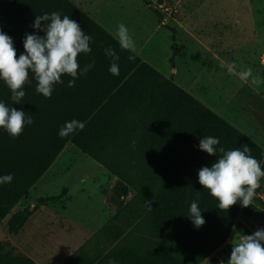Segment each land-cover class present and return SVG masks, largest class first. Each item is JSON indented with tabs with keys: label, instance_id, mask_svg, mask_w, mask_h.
<instances>
[{
	"label": "rangeland",
	"instance_id": "obj_1",
	"mask_svg": "<svg viewBox=\"0 0 264 264\" xmlns=\"http://www.w3.org/2000/svg\"><path fill=\"white\" fill-rule=\"evenodd\" d=\"M53 11L60 12L62 17L68 15L85 34H91L92 52L79 59L81 67L93 60L95 65L86 76L76 80L74 87H68L70 77H62L63 84L54 87L50 99L35 91L33 80L25 85V97L15 104L9 89L0 81V102L23 110L34 120L15 139L0 129V177H13L11 183H0V218L5 210L28 199L34 185L26 196L21 197V193L42 172V176L48 172L46 181L51 184L47 193L51 195L40 199L39 204L59 205L67 192L62 186L71 184L74 178L85 177L83 172L67 175L66 170L101 165L116 179L112 189L114 214L77 249L55 253L45 264H63L70 259V264H226L233 238L264 229V179L249 207H242L238 201L228 211L219 209V202L207 190L197 188V175H188L170 187L169 177L172 180V175L187 169L188 162L203 152L199 148L202 137H197L194 122L196 109L184 112L186 107L180 108L185 121L180 129L192 131L191 139L183 140L177 133L180 129L174 132L179 120H159L177 102L175 94L159 90L154 77H140L114 97L102 111V121L78 137V143L96 159L72 143L77 132L70 138L72 133L63 137L59 133L66 122L78 121L88 108L110 93L135 62L128 59L130 55L139 59L138 53L142 51L161 60L170 52L169 67L175 68L177 63L179 68L187 69L189 77L181 70L178 76L166 78L147 65L247 139L257 157L260 155L264 170V83L252 85L251 78L241 76L250 68L253 76L264 79V0H0V29L13 39L18 55L24 52L26 34L36 33L32 27L36 16ZM186 17L202 30L197 36L200 44L189 40L181 28L183 33L176 31ZM252 22L254 29L250 30ZM118 23L125 24L133 35L134 52L119 48L115 40ZM157 25L163 29V35L168 31L171 42L162 34L157 40ZM211 26L227 30L224 35L227 34L228 50L221 65L210 62L207 46L200 39H207L204 32ZM241 38L244 44L233 46ZM107 47L114 48L120 57L119 75L109 71L111 60L104 53ZM206 68L211 71L203 73ZM214 70L216 76L209 77ZM143 74L148 75V71L143 70ZM209 81L219 91L205 88ZM219 83H225L223 98ZM204 100L216 107L208 108ZM235 146L243 148L239 142L228 150L236 149ZM91 181L85 182V187L74 184L72 190L92 192L97 185ZM198 191L203 198L197 199ZM193 201L198 203L205 220L199 228L189 218ZM13 218L14 233L27 219L24 214H14L7 218L8 222L2 220L0 226L8 228ZM0 259V264H36L7 239L0 240ZM39 260L37 263L43 264Z\"/></svg>",
	"mask_w": 264,
	"mask_h": 264
},
{
	"label": "clouds",
	"instance_id": "obj_2",
	"mask_svg": "<svg viewBox=\"0 0 264 264\" xmlns=\"http://www.w3.org/2000/svg\"><path fill=\"white\" fill-rule=\"evenodd\" d=\"M32 27L36 33L26 34L24 52L19 55L13 39L0 29V81L9 89L15 104L25 97V85L32 84L33 80L35 91L50 99L54 87L63 84L62 77H70L68 87H74L76 80L86 76L95 65L93 60L81 67L80 56L92 52V37L85 34L81 25L68 15L62 17L58 11L39 15ZM115 40L122 51H135L133 35L125 24L118 23ZM104 53L111 60L110 73L119 75L120 57L116 50L107 47ZM128 59L133 61L135 57L130 55ZM241 76L246 80L251 78L252 85L264 83L259 75L253 76L250 68L242 72ZM33 123L32 116L26 115L23 110L0 102V129L12 138H18L25 127ZM83 126L79 121H68L59 134L63 137ZM218 145L219 139L211 136L200 140V150L216 159L210 167L199 169L198 182L219 202L221 210L228 211L238 201L242 207H249L264 179L261 162L251 155V149L246 145L242 150L236 148L227 151ZM217 153L220 154L218 157ZM12 180L11 175L0 177V183H11ZM189 218L197 228L205 224L196 201L191 203ZM231 245V255L226 264H264V229H258L251 235L242 234L235 240L233 238Z\"/></svg>",
	"mask_w": 264,
	"mask_h": 264
},
{
	"label": "crops",
	"instance_id": "obj_3",
	"mask_svg": "<svg viewBox=\"0 0 264 264\" xmlns=\"http://www.w3.org/2000/svg\"><path fill=\"white\" fill-rule=\"evenodd\" d=\"M188 17L190 18V16ZM189 18L186 17L182 24H179V27L176 28V31L182 32L180 30L181 28L189 40L200 44L201 42L198 40L197 36L201 35L202 30L198 29L197 25H194V21L191 22ZM252 25L253 22L250 24V30L254 29ZM108 26L111 27L113 25ZM157 27L155 28V33L157 32L156 35L158 34L156 37H160V34L163 35V29H161L159 25H157ZM158 30H160V32ZM225 30V27L215 29L214 26H211L206 28L204 32V36H207V39L200 37V39L203 40L202 44L207 46L206 49L210 55L209 60L212 64L221 65L222 61H226L225 54L228 50V42L226 40L227 34L224 35ZM166 32L167 33H164L163 37L171 42V36L167 30ZM159 37L157 40H160ZM150 39L151 36L147 38V42H149ZM243 40L244 39L241 38L233 42V46H242L244 44ZM138 54L141 62L150 65L166 78L178 76L181 70L186 72L187 77H189L187 69H184V67L179 68L177 63H175V68L169 67L167 62L172 55H170V52L161 58V60L157 57L154 60V58L148 54L146 56V53L142 51ZM208 70L210 69L206 68V70H203V73ZM215 71L216 70L211 72L209 77H215L217 74ZM174 72H176L177 75H173ZM214 86L212 81L205 83V88H211L212 91L215 92L219 91L217 87ZM223 87H225V83H223V85L219 83L218 88H220V92H222L220 93L222 98L226 95L223 93ZM210 100L212 101V99ZM204 104L210 109L216 107L214 103L207 100H204ZM250 126H252V123H250ZM81 172H83L84 178H74V183L71 182V184L69 183L62 186L63 188L61 189H67V192L60 198L59 205L39 204L40 199L50 197L51 195L47 193V189L51 183L46 181L48 176V172H46L30 189L28 199L19 201L3 219V222L4 220L8 222L7 218L23 210H28L30 215L27 217L25 223L15 233H10L7 227L2 228L0 226V240H10L15 247L24 254H27L36 264H39L37 263L40 261L39 259H42L43 264H45L52 260V255L55 253H71L82 244L83 240L89 234H93L101 229L115 212V193L112 189L116 185V179L101 165L88 167V169L85 170L79 169L77 171L76 169L65 171L67 175L71 173L76 175ZM88 173L92 175L90 176ZM89 180H92L91 182L97 185L96 189L92 192L82 189L75 192L72 190L74 184L85 187V182H89ZM34 257H37L38 261H36Z\"/></svg>",
	"mask_w": 264,
	"mask_h": 264
},
{
	"label": "trees",
	"instance_id": "obj_4",
	"mask_svg": "<svg viewBox=\"0 0 264 264\" xmlns=\"http://www.w3.org/2000/svg\"><path fill=\"white\" fill-rule=\"evenodd\" d=\"M100 34H101V31H100ZM102 35H103V33H102ZM134 61L135 62L132 64V67L129 69V71L125 75H123L122 77H120V79H118V81L116 82L114 87L111 89L110 93L107 94L106 97H104L96 106H94L92 108H88L84 112V115L78 119V121L84 125L83 128L77 129L76 131L72 132L71 135L68 136V138H70L71 136H73V134H75L77 132L76 135L72 137V143H74L76 145V147H78L82 153L87 154L92 159L97 158V156L92 154L88 149H86L84 146L80 145V143H78L77 140H78V137H80L81 135L88 133V131H90V128L94 124H96L98 121H102L99 117H100L102 111L104 109H107L110 106V103L114 100V97L120 95L121 93H124L126 91V89L130 86V84L133 81L138 80L140 77H142V78L146 77L148 79L154 77L156 79V81H158V87L157 88L159 90L167 92V93H172V94L174 93L175 94L174 96H176V98H177V102H175L172 105L171 109L169 111H167L165 113V115H163L162 117L159 118V120L163 119L165 121L179 120L178 125H176V127L174 128V132L178 131L180 128H182L181 126L185 124V121L183 122L184 118L181 115V114H183V111L180 110V108L185 106L186 108H185L184 112L196 109L198 113L196 114V116L194 118V122H195V126H196V131H197V133L196 132L195 133L198 135L197 137L204 138V135H205V137L211 136V137L217 138L220 141V145H218L217 147H221V146L224 148L227 147V150L229 149V147L231 145H235L236 143L241 142L243 144V146H245V145L248 146L251 149V155L260 161V155L257 157V155H256L257 152L255 153V148H253L251 143L248 142L247 139H245L239 132L231 129V127L228 125V123L221 120L220 118H218L217 116L212 114L207 109L204 110L205 108H203L193 98H191L190 96L185 94L183 91L179 90L175 85H173L172 82L166 80L164 77H162L156 71L151 70L147 64L142 63L137 57H135ZM145 69H146V72L148 71V75L143 74V70H145ZM103 102H105V103L103 105H101ZM203 111H204V113H203ZM191 112H193V111H191ZM177 127H178V129H177ZM177 133L180 135V137L183 140H186V141H188V139L190 140L191 139L190 137H192V131H190V129L189 130H181L180 129ZM231 141H232V143H231ZM235 148H238V147L235 146ZM204 154H206V155L204 156ZM219 155L220 154L217 153V157ZM215 159H216L215 157H211L207 153L202 152L200 155H198V157L193 158L190 162H188V166L186 167L187 169H185L184 171L181 170L182 172L179 174L172 175V180H171V177H169L168 181L170 180V187H172L175 183H179V181H182L188 175H197V177H196L197 185L196 186H197V188L202 189V186L198 182V171L200 168H202L204 166H209V163L211 161L215 162ZM211 164H212V162H211ZM42 174H43V172L41 174L37 175L35 177V179L31 183H29L28 189L24 190L21 193V195H20L21 197L27 195L29 188H31L34 185V183L42 176ZM175 188H176V186L173 187L172 192H174ZM199 197L203 198L204 195L201 194V195H199ZM18 200L15 201V204L18 202ZM12 207L3 212V215L0 218V222L6 217V215L9 213V211L12 209ZM22 214H24L26 217H28L30 215V212L28 210H26V211L24 210L21 213H17L16 216H20ZM13 220H14V218L11 220V223L8 226V231L10 233H14V231H16L12 227V221ZM19 228H17V229H19ZM228 229H229V227H228ZM71 261H72L71 259L67 260L63 264H70Z\"/></svg>",
	"mask_w": 264,
	"mask_h": 264
}]
</instances>
